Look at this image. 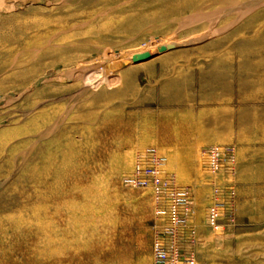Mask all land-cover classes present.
Returning <instances> with one entry per match:
<instances>
[{
  "label": "rangeland",
  "instance_id": "rangeland-1",
  "mask_svg": "<svg viewBox=\"0 0 264 264\" xmlns=\"http://www.w3.org/2000/svg\"><path fill=\"white\" fill-rule=\"evenodd\" d=\"M0 1V264H150L172 217L128 183L149 150L202 205L200 264H264V230L208 224L242 184L261 206L264 186L249 179L264 174V43L243 46L258 37L225 27L234 17L213 22L230 3L194 22L207 0ZM254 15L264 22L263 2ZM211 146L232 147L235 169L210 171Z\"/></svg>",
  "mask_w": 264,
  "mask_h": 264
},
{
  "label": "built area",
  "instance_id": "built-area-1",
  "mask_svg": "<svg viewBox=\"0 0 264 264\" xmlns=\"http://www.w3.org/2000/svg\"><path fill=\"white\" fill-rule=\"evenodd\" d=\"M206 156L207 167L212 172L222 166L235 169L236 155L232 147L211 146L206 149ZM164 165L165 158L156 150H149L139 156L128 179V183L137 188L153 187L158 215L169 214L172 217L168 225L158 226L155 230L150 264H200L197 249L200 238L189 224L195 211L193 191L179 185L175 174L162 175ZM227 192L216 189V199L223 198ZM217 207L209 211V225L219 223Z\"/></svg>",
  "mask_w": 264,
  "mask_h": 264
},
{
  "label": "bare ground",
  "instance_id": "bare-ground-1",
  "mask_svg": "<svg viewBox=\"0 0 264 264\" xmlns=\"http://www.w3.org/2000/svg\"><path fill=\"white\" fill-rule=\"evenodd\" d=\"M7 1V0H6ZM6 1H5V3H6ZM15 1V0H14ZM20 1V0H19ZM24 1V0H23ZM37 0H33L32 1V3L34 2H36ZM56 1V0H55ZM67 1V0H66ZM69 1V0H68ZM188 2H187V4L188 3H190V1H192V0H187ZM193 1H202V0H193ZM216 1H220V2H223L224 4L226 3H230L231 5L230 6H232V7H228V8H223L222 9V11H221V13L219 12V14H216V15H213L214 16V20H213V22L215 21V22H217L218 20H220L221 18H229V17H234L233 18V23L231 22V23H229V24H227L225 27H229L230 25L231 26H233L234 27V29H232V30H234V31H236V34L237 33H242V32H248V37H254V36H257L258 38H255V39H253V40H245L244 41V44H243V46H249L250 48H252V47H256V45H263V43H264V22H263V20H261V18L260 17H257V15H254V13H255V11L257 10V8L261 5V3L263 2L264 3V0H249V1H247V2H242V0L241 1H236V0H207L205 3H206V5H202V7H198L197 9H195L194 11H192L191 13H189V20H192V21H194V22H198L199 20H201V19H205V14H201L199 11L200 10H203V8H205V7H207L209 4H211L212 2H216ZM1 2V1H0ZM3 2V1H2ZM27 3V2H26ZM194 3V2H193ZM24 4V3H23ZM58 4V3H57ZM12 5V4H11ZM10 5V6H11ZM0 6H1V4H0ZM7 6V5H6ZM9 6V5H8ZM1 8V7H0ZM181 8H182V6H181V4L180 5H178V7L176 6V7H172V8H170L169 10L168 9H166L165 11H164V14L165 15H175V13H177V11H179V10H181ZM2 9V8H1ZM6 9H9V7L8 8H6ZM205 11H207V10H205ZM217 11V10H216ZM220 11V10H219ZM105 12V11H104ZM143 13V11H138V10H136V11H131V16L132 17H137L138 15H140V14H142ZM211 13V12H210ZM217 13V12H216ZM103 14V13H102ZM208 14V13H207ZM212 15H209V18L208 19H210L211 20V18H212ZM210 16H211V18H210ZM206 19H207V17H206ZM207 19V20H208ZM213 19V18H212ZM230 20H232V18H230ZM209 21V20H208ZM200 22V21H199ZM242 22H243V24H242ZM263 22V23H262ZM212 25H213V23H211ZM211 25V26H212ZM216 25V24H215ZM215 25H214V27H215ZM211 26H209V27H211ZM230 26V27H231ZM213 28V27H212ZM224 29V28H223ZM223 29H221V30H223ZM208 30H209V28H208ZM225 30V29H224ZM223 30V32H225ZM212 31V30H211ZM210 30H209V32H211ZM214 31V30H213ZM216 31H218L217 29H216ZM216 31H214V32H216ZM208 32V31H207ZM219 32V31H218ZM212 33V32H211ZM220 34H222V32L220 31L219 32ZM218 33V35H220ZM214 35H216L217 33H213ZM213 34H209L208 33V35L211 37V35H212V37H213ZM205 35H207V33L205 34ZM208 36V37H209ZM196 42V41H195ZM226 43H227V40H226V42H224V44L226 45ZM160 44V43H159ZM171 44V43H170ZM223 44V45H224ZM173 45V44H172ZM160 47V46H159ZM35 48V47H34ZM33 48V49H34ZM148 51V50H147ZM25 52V51H24ZM30 52V51H29ZM32 52H33V50H32ZM145 52V51H144ZM117 53V52H116ZM141 53V52H140ZM119 54L122 56L121 57V59H128V60H131L133 57H136L135 55H137V53H134V54H128V56L127 57H124V52H122V51H120L119 52ZM139 54V53H138ZM110 55V54H109ZM138 56V55H137ZM36 55H35V53L33 52L30 56H28V58L26 59V60H28L29 61V59H31L32 61H36ZM40 57V56H39ZM112 57H115V55H113ZM111 57V58H112ZM117 58V57H116ZM113 60V59H112ZM122 60V61H123ZM128 60H124V62H127ZM28 61H24L25 63H27ZM116 61V60H115ZM24 62H18L17 61V59L15 58V59H13V61H12V63H16V64H19V65H21L22 66V64L24 63ZM129 63V62H128ZM11 65H13V64H11ZM41 65V64H40ZM19 67V70H18V73L17 72H15L16 74H19V73H22V72H26V70H21V68L22 67ZM110 66V65H109ZM80 68V67H79ZM111 69V68H110ZM99 71V70H98ZM104 71V70H103ZM1 72V71H0ZM55 72V71H54ZM100 72V71H99ZM108 73H113V72H107L106 70L104 71V72H102V74L103 75H107ZM96 75H97V72L95 73ZM102 74H101V76L100 77H103L102 76ZM119 74V73H118ZM53 74L52 73H47V75H46V77L44 78L43 77V79L45 80V79H48V78H50L51 76H52ZM120 75V74H119ZM106 77V76H105ZM104 78V77H103ZM102 78V79H103ZM97 79V78H96ZM96 79H94V80H96ZM93 80V81H94ZM114 80V79H113ZM116 80V79H115ZM114 80V81H115ZM40 81V80H39ZM91 81V80H90ZM97 81V80H96ZM101 81V80H100ZM92 82V81H91ZM118 82H116V84H117ZM88 84V83H87ZM111 84H113V82L111 83ZM90 85V84H89ZM99 85V84H98ZM115 85V84H114ZM113 85V86H114ZM32 86V85H31ZM29 89V88H28ZM0 103H1V101H0Z\"/></svg>",
  "mask_w": 264,
  "mask_h": 264
},
{
  "label": "crops",
  "instance_id": "crops-1",
  "mask_svg": "<svg viewBox=\"0 0 264 264\" xmlns=\"http://www.w3.org/2000/svg\"><path fill=\"white\" fill-rule=\"evenodd\" d=\"M244 181H247V177L242 175ZM249 179L251 181L264 182V174H254L250 175ZM246 185H240L239 191H237V196L234 197L233 209L228 211L226 216L218 223V227L224 230H233L238 232V234H244L245 230H264V186H262L263 193L261 196V206L257 202L249 203L245 196ZM236 193V190H235ZM194 195V229L197 232V236H203L202 227L200 226V215H201V203L198 201L196 193L193 191ZM209 200V198H208ZM207 234V233H206Z\"/></svg>",
  "mask_w": 264,
  "mask_h": 264
},
{
  "label": "water",
  "instance_id": "water-1",
  "mask_svg": "<svg viewBox=\"0 0 264 264\" xmlns=\"http://www.w3.org/2000/svg\"><path fill=\"white\" fill-rule=\"evenodd\" d=\"M164 48H162V50H163Z\"/></svg>",
  "mask_w": 264,
  "mask_h": 264
}]
</instances>
